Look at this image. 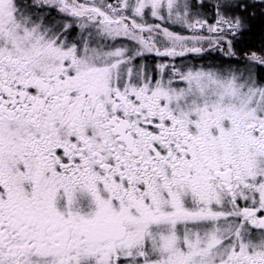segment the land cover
<instances>
[{
    "label": "snow or ice",
    "instance_id": "1",
    "mask_svg": "<svg viewBox=\"0 0 264 264\" xmlns=\"http://www.w3.org/2000/svg\"><path fill=\"white\" fill-rule=\"evenodd\" d=\"M0 264H264V0H0Z\"/></svg>",
    "mask_w": 264,
    "mask_h": 264
}]
</instances>
